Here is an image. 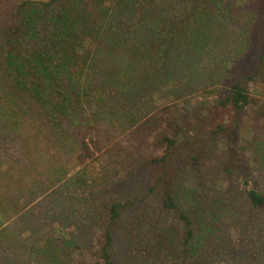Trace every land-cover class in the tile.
I'll return each instance as SVG.
<instances>
[{"label": "rangeland", "instance_id": "1", "mask_svg": "<svg viewBox=\"0 0 264 264\" xmlns=\"http://www.w3.org/2000/svg\"><path fill=\"white\" fill-rule=\"evenodd\" d=\"M18 1L0 3V14H11L9 7ZM32 1L25 10L35 17L31 34L36 32L39 40L50 28L62 37L71 35L63 21L54 22L64 5L86 21L74 24L75 36L87 35L90 28L97 39L101 35L95 33L104 31V41L89 50V67L119 83L106 88L103 101L84 100L86 111L103 122L101 149L85 164L77 160L79 143L54 136L44 111V124L38 126L47 155L41 162L60 155L65 179L50 180L42 168L32 188L0 186V196L11 193L9 206L0 211V264H61L60 252L71 260L76 245L95 251L90 241L98 244L103 234L100 203L126 200L135 203L122 210L114 228L111 252L117 264H150V244L159 235L172 249L157 261L151 258L156 264H264V208H253L247 197L250 189L264 195L263 122L228 121L227 132L206 139L191 131L166 166L146 163L152 137L140 144L133 139L137 133L140 137V124L165 105L174 107L179 123L214 131L216 117L209 108L220 88L257 63L261 45L254 31L262 15L257 0H68L54 4L43 18L39 4L48 0ZM12 155L8 166L16 160ZM164 184L172 189L176 209L162 206ZM179 214L192 222L188 254L181 244L185 228ZM74 258L69 264H75Z\"/></svg>", "mask_w": 264, "mask_h": 264}, {"label": "trees", "instance_id": "2", "mask_svg": "<svg viewBox=\"0 0 264 264\" xmlns=\"http://www.w3.org/2000/svg\"><path fill=\"white\" fill-rule=\"evenodd\" d=\"M114 1L122 2V0ZM3 2L6 0H0V3ZM58 2L65 4L68 0L41 2L39 4L41 17L43 18L45 12ZM18 3L16 7L13 5L9 7V10L16 12V16L12 12L0 14L2 22L0 25V186L4 185L8 188L9 184H12L20 189L23 184L32 188L31 181L43 171L42 168L48 172L50 180L65 179L66 170L59 158L60 155H50L45 162H41V157L47 155L45 140L41 139L40 127L44 124L41 118L45 113L49 118L47 125L52 123L51 133L54 136L62 140L72 139L79 143L77 160L80 164L94 159L97 150L101 149L102 137L99 125L103 122L86 111L84 100L88 97H97L100 98L99 101H103L106 88L119 82L113 76L104 78L101 74L102 77H99L97 72L89 67L91 55L89 50L97 49V44L104 41V31L102 33L100 29L95 33L97 36L101 35L99 39L92 36L90 28L87 35L83 33L75 36L74 24L86 21H80L81 15H78L79 13L73 8L64 5V13L61 15L59 11L54 22L59 26V22L63 21L61 26L71 31L72 36L69 34L62 37L58 29L50 28L42 36L43 40H39L36 32L34 37L31 34L35 17L25 10L33 1L20 0ZM202 3L206 4V0H202ZM257 5L262 11V15L258 18L256 16L258 24L255 23L254 31V39L261 45L257 63L252 71L241 74L234 82L220 88L218 98L209 108L213 117H216L214 131L208 133L206 128L204 131L200 130V126H197L198 129H192L190 125L179 123V117L172 105L158 108L137 128L140 137L138 133L136 136L133 135L137 144H140L145 137H152V141H147L146 145L151 156L146 163L152 166L156 164L166 166L174 151L180 149L189 138L191 131L198 138L206 139L208 135L214 136L227 132L232 126L227 123L228 121L235 125L240 118H243L250 125H257L259 120L264 123V0H257ZM111 9L113 10L111 7L107 8L108 11ZM249 34H252V30ZM39 42H41L40 46H38ZM225 117L230 120L225 121ZM39 118L41 123H37ZM202 133H204L203 136H201ZM42 136L45 137V135ZM11 148L15 151L12 152ZM12 153H15L16 160L12 161L14 164L8 166L7 162L14 156ZM30 153L34 154L30 155ZM12 170L14 173L11 172ZM26 179L28 181H25ZM164 186L161 193L162 206L169 210L176 209L172 189L167 184ZM148 192L153 193L154 188L151 187ZM247 197L253 208H264L263 194L250 189ZM9 199H11V193L8 190L0 196V211L9 206ZM134 203V200L101 202L97 210L100 223L103 225V234L98 244L95 245L90 241L93 248H96L95 251L84 252L81 245H76L71 251V260L62 257L64 252H60L61 264L71 263L74 257H77V259L74 258L75 264H117L111 252L114 228L122 210L133 206ZM179 216L185 228L181 244L183 252L188 254L194 238L192 222L184 214ZM5 229L6 227L3 231ZM39 235L45 238L42 233ZM69 238L71 239L68 242H72V237ZM78 239L79 236L74 241ZM167 241V237L159 235L155 243L150 244L152 248V251L148 252L150 264H156L161 252L171 254L172 245ZM137 254L138 252L134 254V260ZM54 260L53 257L52 261Z\"/></svg>", "mask_w": 264, "mask_h": 264}]
</instances>
